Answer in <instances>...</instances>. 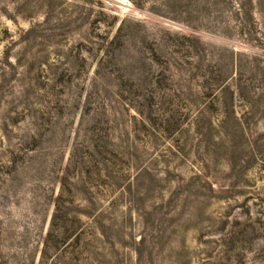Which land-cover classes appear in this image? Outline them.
I'll return each instance as SVG.
<instances>
[{"label": "rangeland", "instance_id": "374dc122", "mask_svg": "<svg viewBox=\"0 0 264 264\" xmlns=\"http://www.w3.org/2000/svg\"><path fill=\"white\" fill-rule=\"evenodd\" d=\"M0 264H264V0H0Z\"/></svg>", "mask_w": 264, "mask_h": 264}]
</instances>
